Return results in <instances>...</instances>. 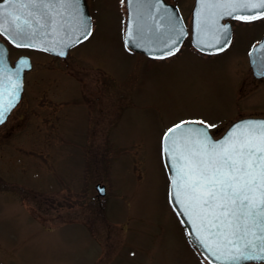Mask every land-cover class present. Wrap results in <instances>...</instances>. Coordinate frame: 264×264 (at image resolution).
Segmentation results:
<instances>
[{
    "label": "rangeland",
    "instance_id": "374dc122",
    "mask_svg": "<svg viewBox=\"0 0 264 264\" xmlns=\"http://www.w3.org/2000/svg\"><path fill=\"white\" fill-rule=\"evenodd\" d=\"M166 1L189 29L194 0ZM86 3L92 34L65 58L9 48L32 68L0 126V264H205L169 204L160 136L182 121L220 135L264 110L238 92L241 43L152 60L124 46V0Z\"/></svg>",
    "mask_w": 264,
    "mask_h": 264
},
{
    "label": "snow or ice",
    "instance_id": "6c2138e0",
    "mask_svg": "<svg viewBox=\"0 0 264 264\" xmlns=\"http://www.w3.org/2000/svg\"><path fill=\"white\" fill-rule=\"evenodd\" d=\"M8 3L28 10L24 15H13L10 21L13 29L9 38L16 47L55 52L54 45L37 44V39L48 40L58 30L70 28L71 34L65 32L66 39L61 37L58 41L62 47L56 54L64 55V48L81 43L92 34L91 18L84 11L86 0H23L18 5L8 0ZM203 6L219 10L212 13L211 24L207 17L201 21L205 34L211 33L213 38L208 47L216 50H223L231 41L227 24H219V19L247 22L264 17V0H207ZM65 14L72 23L61 25L57 18L63 19ZM128 36L132 46H143L139 30L137 39H133L131 31ZM182 36L183 29L173 25L172 35L163 41L168 56L178 51ZM197 46H201L199 41ZM2 54L0 50V58ZM19 64L15 72L17 82L12 84L9 94L13 99L4 103V93L0 91V124L14 106L19 75L28 62L21 59ZM260 67V74L264 75V64ZM5 71L6 64L0 67V89ZM212 127L206 121H182L162 133L161 160L167 159L166 171L172 173L169 203L178 218L183 216L194 226L195 242L212 250L220 264L264 261V121L237 123L218 141L209 131Z\"/></svg>",
    "mask_w": 264,
    "mask_h": 264
},
{
    "label": "water",
    "instance_id": "95a60500",
    "mask_svg": "<svg viewBox=\"0 0 264 264\" xmlns=\"http://www.w3.org/2000/svg\"><path fill=\"white\" fill-rule=\"evenodd\" d=\"M21 2H23V0H14V3L17 5ZM205 2H207V0H194V5L190 13V33H188L187 27L184 24L182 16L175 5L167 3L165 0H125L124 5L126 10V19H125V28H124V44L130 50L141 53L152 59H164V58H159L161 55H164L165 58L171 57L167 55L166 49L163 48V41L167 39L170 35H172V27L173 25H175L176 27L183 29V36L177 45L178 51L181 45L183 44V42L186 40V38L189 35L190 44L194 49L204 54L216 53L219 50H216L215 48L212 47H208V44L213 42V38L211 33L205 34V32L203 31L201 21L205 17H207L209 24H211V21L213 19L212 13L219 10L204 8L203 4ZM27 11H28L27 9L20 8L19 6L14 7L10 5L8 3V0H0V32H3V34L0 35V50H3L2 58H0V67H3L4 64L7 65V71H5L2 77L3 88L0 89V91L4 93L2 98L4 103H7L9 99H13V97L9 94L12 92V84L17 82V77L15 76V72L17 68L20 67L19 61L23 59L28 62V65L24 67L20 72L19 80H18L20 87L17 93L15 94L14 106L11 108V110L17 105V103L21 98V94L23 90V74L25 71H28L31 68V62L27 56L22 55L11 63L8 57V47H7L8 44L15 48H27V49L38 50L58 57H65L69 49L79 44L77 43L69 48H64V53H65L64 55L56 54L61 50L62 47V45L58 43L60 38L64 37L66 39L65 32L71 34L70 28H64L63 31L58 30L57 34L49 38L48 40L37 39L36 41L37 44L40 45L47 44L49 47L54 45L55 52L44 51V50H40V48H33V47H23V46L16 47L12 39L9 38L11 36V30L13 29V25L10 23V21L13 15H24L26 14ZM84 11L85 14L88 17H90L86 4ZM242 14L248 15L249 13H242ZM227 18L228 17H224L223 19H227ZM57 19L61 25L72 23L71 17L68 16L67 14H65L63 19L60 18ZM223 19H219L218 23L223 25L222 23ZM4 29H8L9 31H3ZM138 30L140 36L143 37L141 41V43L143 44L142 47H134L130 43H128L129 31L133 33V39L135 40L137 39ZM229 35H230V31H229ZM198 41L200 42L201 46H197ZM216 47L218 48L219 46ZM178 51H176L175 54ZM11 110L9 111L8 115L10 114ZM249 120L264 121V118H243L237 120L234 123H232L221 136L215 138V140L218 141L223 139L225 135L229 133L230 130L237 123H244ZM164 161L165 164H167L166 158ZM168 173L170 179L172 173L171 171H168ZM95 190L97 191V194L99 196H103L105 194V188L101 184H97L95 186ZM169 193H170V184L168 188V196ZM171 207L172 209H174L173 205H171ZM174 212L177 216V212L176 211ZM178 219L181 225L185 228L186 235L190 243L194 246V248L197 250L200 256L208 264H220V261L216 260L212 250L207 249L195 242L197 239V235L194 234V226L189 224L183 216H180ZM182 220H185V222L182 223L181 222ZM263 262L264 261H241L240 264L263 263Z\"/></svg>",
    "mask_w": 264,
    "mask_h": 264
},
{
    "label": "flooded vegetation",
    "instance_id": "af4514ba",
    "mask_svg": "<svg viewBox=\"0 0 264 264\" xmlns=\"http://www.w3.org/2000/svg\"><path fill=\"white\" fill-rule=\"evenodd\" d=\"M222 22L229 27L231 36L230 43L225 46L223 50H219L212 54H201L192 47L191 48L194 52L204 57L216 56L227 53L235 42L240 41L242 46L241 56L243 57L245 64L243 69L246 71V75H244L238 82V92L240 95L242 94L243 97H245V90L247 89L250 90V93L255 92V95L253 96L254 101L253 99L252 101L254 102L253 104H256L257 100H264V75L260 74L262 71L260 66L264 64V17L247 22L227 18ZM258 113L259 114L242 116L240 118L264 117V110H259ZM216 129L213 130L216 131ZM213 130L211 129L212 132ZM217 134L219 135V133H215L214 135L216 136Z\"/></svg>",
    "mask_w": 264,
    "mask_h": 264
}]
</instances>
